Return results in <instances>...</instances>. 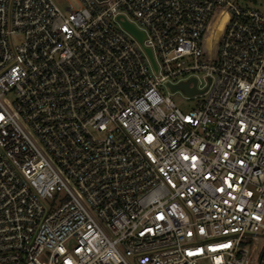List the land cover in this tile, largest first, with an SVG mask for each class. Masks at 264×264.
<instances>
[{
    "label": "built area",
    "instance_id": "2783aa9c",
    "mask_svg": "<svg viewBox=\"0 0 264 264\" xmlns=\"http://www.w3.org/2000/svg\"><path fill=\"white\" fill-rule=\"evenodd\" d=\"M75 1L0 0V264H264V13Z\"/></svg>",
    "mask_w": 264,
    "mask_h": 264
},
{
    "label": "rangeland",
    "instance_id": "374dc122",
    "mask_svg": "<svg viewBox=\"0 0 264 264\" xmlns=\"http://www.w3.org/2000/svg\"><path fill=\"white\" fill-rule=\"evenodd\" d=\"M56 3L59 5V7L64 11L65 8L70 4L73 3L74 5H77L75 0H55ZM250 3L251 7L257 8L259 11L264 13V0H244ZM173 93V92H171ZM184 91L179 90L176 93L173 94V99L180 104V106H183L186 102L184 100ZM264 244V238L261 239L257 245H263Z\"/></svg>",
    "mask_w": 264,
    "mask_h": 264
},
{
    "label": "water",
    "instance_id": "95a60500",
    "mask_svg": "<svg viewBox=\"0 0 264 264\" xmlns=\"http://www.w3.org/2000/svg\"><path fill=\"white\" fill-rule=\"evenodd\" d=\"M124 26L129 30V31H131L132 33H134L135 35H136V37L140 40V41H142V39H143V36H142V34L133 26V25H131V24H129V23H124ZM213 45H214V38L212 39V41H211V47H213ZM148 53H149V55H150V57H151V59L153 60V58H152V54H151V51H149L148 50ZM194 82H195V80H193ZM173 90H175V89H183L184 91H186L188 94H190V95H192V94H194L195 93V90L194 89H190L189 88V85H188V83H181V84H179V85H177V86H172L171 87Z\"/></svg>",
    "mask_w": 264,
    "mask_h": 264
}]
</instances>
